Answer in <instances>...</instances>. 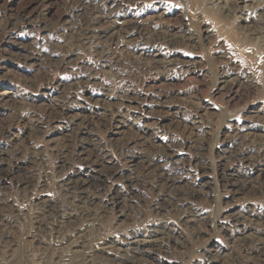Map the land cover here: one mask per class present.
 Returning a JSON list of instances; mask_svg holds the SVG:
<instances>
[{
	"label": "rangeland",
	"instance_id": "rangeland-1",
	"mask_svg": "<svg viewBox=\"0 0 264 264\" xmlns=\"http://www.w3.org/2000/svg\"><path fill=\"white\" fill-rule=\"evenodd\" d=\"M0 264H264V0H0Z\"/></svg>",
	"mask_w": 264,
	"mask_h": 264
},
{
	"label": "bare ground",
	"instance_id": "bare-ground-1",
	"mask_svg": "<svg viewBox=\"0 0 264 264\" xmlns=\"http://www.w3.org/2000/svg\"><path fill=\"white\" fill-rule=\"evenodd\" d=\"M145 171H146V170H145ZM27 183H28V182H27ZM74 185H75V184H74ZM74 188H77V189H79V190H83V185H81V184H80V185H75ZM79 196H80V195H79ZM79 196H78V197H79ZM148 242H152V241H148ZM143 243H145V242H143ZM257 244H258V243H257ZM143 247H144V246H143ZM262 248H263V247H262ZM258 259H259V258H258Z\"/></svg>",
	"mask_w": 264,
	"mask_h": 264
}]
</instances>
